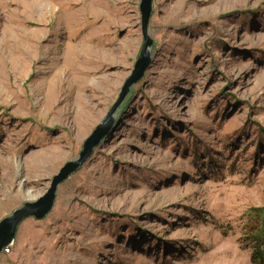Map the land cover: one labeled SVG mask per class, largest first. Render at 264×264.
Segmentation results:
<instances>
[{"label":"rangeland","instance_id":"1","mask_svg":"<svg viewBox=\"0 0 264 264\" xmlns=\"http://www.w3.org/2000/svg\"><path fill=\"white\" fill-rule=\"evenodd\" d=\"M96 1L74 19L81 0H0V220L78 157L131 73L140 0ZM147 31L151 65L112 130L0 264H259L264 0H152ZM82 39L91 55L61 69Z\"/></svg>","mask_w":264,"mask_h":264},{"label":"water","instance_id":"2","mask_svg":"<svg viewBox=\"0 0 264 264\" xmlns=\"http://www.w3.org/2000/svg\"><path fill=\"white\" fill-rule=\"evenodd\" d=\"M151 9L152 0H140L139 10L141 15L143 42L131 73L123 81L116 100L113 102L106 115L84 140L78 157L74 160L65 162L52 177L50 186L46 192L36 200L25 202L21 207L16 208L11 215L0 220V253L6 245L13 242L16 228L23 219L29 216L41 219L50 212L54 204L58 186L84 164L92 154L93 149L99 145L102 139L112 130L114 113L130 94L131 87L144 76L145 71L149 69L151 65L149 48L152 44V40L147 31Z\"/></svg>","mask_w":264,"mask_h":264},{"label":"bare ground","instance_id":"3","mask_svg":"<svg viewBox=\"0 0 264 264\" xmlns=\"http://www.w3.org/2000/svg\"><path fill=\"white\" fill-rule=\"evenodd\" d=\"M96 2H97L96 0H81V3H82L81 8L77 9V11L74 13L73 18L76 19L75 16H76L77 12L78 13L80 12L81 9H83V10L89 9L90 11L96 13V8H95V4H97ZM107 3H109V2H107ZM101 14H103V13L101 12L100 15ZM85 41H87V40L82 39L77 44H73V45H70L68 47V51H67L68 56L66 57V60L63 63V66L61 67V69L62 68L66 69V67H69L73 62L78 61V60L87 59L86 56L91 55L93 49H92V47L86 45ZM64 65H65V67H64ZM61 71L62 70H60L59 75L56 77V80L53 81V83L51 84V86L49 88L54 93H56V91H58L59 86H60V81H62L61 76H63V74L61 75V73H62ZM81 81H82V79L79 81L80 84L83 83Z\"/></svg>","mask_w":264,"mask_h":264},{"label":"trees","instance_id":"4","mask_svg":"<svg viewBox=\"0 0 264 264\" xmlns=\"http://www.w3.org/2000/svg\"><path fill=\"white\" fill-rule=\"evenodd\" d=\"M263 210H250V214L257 220V224L249 227V230L246 233L247 236L245 238V241L251 244L250 258L252 262L259 264H264V217L262 218L263 215H258V212ZM253 211H257V213Z\"/></svg>","mask_w":264,"mask_h":264}]
</instances>
